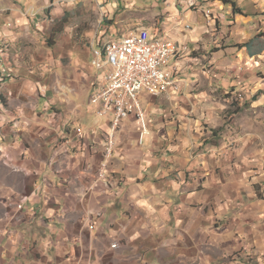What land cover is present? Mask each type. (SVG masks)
Segmentation results:
<instances>
[{"label":"crops","instance_id":"0c3cea01","mask_svg":"<svg viewBox=\"0 0 264 264\" xmlns=\"http://www.w3.org/2000/svg\"><path fill=\"white\" fill-rule=\"evenodd\" d=\"M84 17L90 52L141 29L178 50L103 180L105 72L57 69ZM0 73V264H264V0H0Z\"/></svg>","mask_w":264,"mask_h":264},{"label":"built area","instance_id":"2783aa9c","mask_svg":"<svg viewBox=\"0 0 264 264\" xmlns=\"http://www.w3.org/2000/svg\"><path fill=\"white\" fill-rule=\"evenodd\" d=\"M145 37L147 32H140L130 38V44H119L114 57H107V48L94 53L92 66L96 70L113 71V81L100 82L91 99V104L101 107L98 113L101 118L112 115L111 130L103 144L104 160L99 173L102 180L114 158L122 122L130 118L146 119L142 97L148 95V90H158L160 95L179 89L172 86V42L158 38L159 47H151L145 44ZM126 93H133V100H126ZM84 133L82 128L77 130L79 138H83ZM147 135H150L149 131L143 133L141 140ZM18 208L23 210V204Z\"/></svg>","mask_w":264,"mask_h":264},{"label":"rangeland","instance_id":"374dc122","mask_svg":"<svg viewBox=\"0 0 264 264\" xmlns=\"http://www.w3.org/2000/svg\"><path fill=\"white\" fill-rule=\"evenodd\" d=\"M31 11H32V13H33V11H34V13H36L35 9H31ZM72 20H73V22L71 24H75V25H72L73 28L76 25L77 26L79 25V27H80L79 29H82V28L83 29L80 32H77V30H75L73 32L74 34H72V35H74V38L76 37L75 39H77V41H75V39H74V41L71 40V41H65V42L63 41L62 42L63 46H66V44L68 42H73V45H74L73 47H75L74 42H76V45H77V48H78V50L65 48V49H67L66 52L69 55H66L64 53V58H63L64 60L60 64V67L57 68V69H59V68L64 69L62 71V75L65 78H73L74 77V75H72L73 72L75 74V71L71 70V72L67 73V72H65V69H69L70 66H73V67L77 68V67H79V64H81L83 67L89 66V62H91L92 58L94 57L95 51L96 50H102V47H100L99 44H97L96 41L93 40L94 37H92L91 40L88 41L91 52L88 51L87 48H85L83 46L84 42L86 43V41H80V38L82 37V35H86L85 31L88 29L89 25H90L89 28L91 29L92 27L97 26L96 25L97 22L96 21H91L90 18H88V17H84L83 20H79V21L76 20V18H73ZM63 25H64V23H63ZM91 36H94V34L93 35L91 34ZM94 45H95V47H94ZM70 59H71V61H69ZM88 59H89V61H87ZM63 72H65V73H63ZM242 99H243V97H242ZM237 111H238V109L230 110V113L224 119V126L222 128H219V129H216V130L213 131L215 137L221 138V136H223V134L226 131V129L232 124V121H234V119L237 117L236 114H234ZM217 138H215V139H217Z\"/></svg>","mask_w":264,"mask_h":264},{"label":"bare ground","instance_id":"6f19581e","mask_svg":"<svg viewBox=\"0 0 264 264\" xmlns=\"http://www.w3.org/2000/svg\"><path fill=\"white\" fill-rule=\"evenodd\" d=\"M140 32H147V37H145V44L150 45L151 47H159V39L157 37H153L150 31L146 29H141L136 32L130 33L128 36H125L121 39L110 41L105 45L107 48V57H114L116 49H118V45H128L130 44V38L139 34ZM165 39V37H164ZM166 41H169L166 39ZM172 42V41H171ZM178 56V50L174 42H172V62ZM101 84H108L113 81V71H105L104 77H102ZM174 83L172 82V86ZM148 94L158 95V90H148ZM126 100H133V93H126Z\"/></svg>","mask_w":264,"mask_h":264},{"label":"trees","instance_id":"16d2710c","mask_svg":"<svg viewBox=\"0 0 264 264\" xmlns=\"http://www.w3.org/2000/svg\"><path fill=\"white\" fill-rule=\"evenodd\" d=\"M0 77H1V73H0ZM234 114H236V115H237V113H234Z\"/></svg>","mask_w":264,"mask_h":264}]
</instances>
